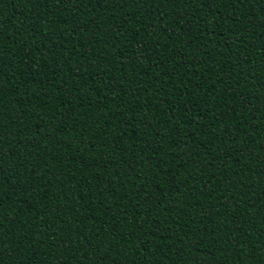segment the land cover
<instances>
[{"label": "trees", "instance_id": "obj_1", "mask_svg": "<svg viewBox=\"0 0 264 264\" xmlns=\"http://www.w3.org/2000/svg\"><path fill=\"white\" fill-rule=\"evenodd\" d=\"M0 264H264V0H0Z\"/></svg>", "mask_w": 264, "mask_h": 264}]
</instances>
